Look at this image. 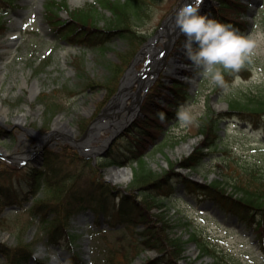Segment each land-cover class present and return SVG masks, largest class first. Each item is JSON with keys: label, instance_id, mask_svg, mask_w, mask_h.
Segmentation results:
<instances>
[{"label": "rangeland", "instance_id": "1", "mask_svg": "<svg viewBox=\"0 0 264 264\" xmlns=\"http://www.w3.org/2000/svg\"><path fill=\"white\" fill-rule=\"evenodd\" d=\"M47 1L42 0L41 5H39L40 0H14V2L20 4L16 7H7L5 3H0V12L6 13L4 19L7 21L6 28H0V57L7 54L4 48L7 47V34L13 28V25H16L20 32L17 51L7 63V71L0 89L1 92L5 91L6 95L0 96V99L3 106L7 107V125L10 126V118L25 109L22 104L29 97V91L23 86L22 77L27 80L28 87L37 80L41 91L35 94L33 101H29L31 112L28 113L27 111L25 126L31 123L32 125L37 124L40 126L39 128L49 129L53 127L54 121L61 115L63 119H68V123L75 127V137H79L82 134V129L86 125L88 126L108 105L107 97L111 87H117L114 94L117 93L120 80L132 63L139 58L135 68L140 70L144 67L147 56L141 55L140 51L148 40L161 29L162 24L179 7L182 0H146L148 10L143 19L139 23L136 20L131 27L129 26L130 32L136 33L139 31L144 37L136 35L132 42L120 36L115 37L106 42L109 49L101 55L102 58H99L96 54V48L92 49L89 45L80 42L82 41L81 36L79 40L76 39L77 44H75L76 40H67L50 27L44 16V6ZM66 1L73 8L84 6L89 2V0L76 1V3H73V0ZM253 1L260 3V5L257 7L251 30L246 34L255 37L258 44L252 63L246 65L238 74L224 72L225 81L228 85L227 92L217 85L210 84L209 80L199 77L196 86L198 94L186 103L195 118L193 123L187 127H181L178 121L171 123L173 125L168 131L169 136H178L184 133L189 136L190 134L199 136L198 128L201 126L202 119H206V114L210 115L212 113L211 115L217 116V112L225 111L223 110L224 107L219 109L215 105L216 103L227 102L230 98L233 99V97L239 96L245 91V93L252 95H258V92L264 91V0ZM210 2H213V0H204L200 8L202 14L207 13L211 5ZM101 5L103 6L101 0L95 1V6L92 5V13L98 12ZM98 14L101 25L111 20V16L104 13V11H100ZM48 16L51 19V15ZM57 18L59 17L57 16ZM58 21L54 22V25ZM68 30L72 32V28L69 27ZM179 35L176 38L175 47L172 49L175 54L179 53L178 46L186 41L183 39V34L180 33ZM164 37L167 39L166 36ZM83 45H85V48ZM157 45L164 46L162 41H158ZM80 47H83L86 51L78 53ZM110 47L112 48L110 49ZM72 50L76 51L72 52ZM172 51L169 56H173ZM73 53H76L77 56L74 57ZM81 56L84 58V62ZM104 60L112 62L111 70L113 71L105 72L103 68ZM169 67H171V70L167 72V75L170 73L175 77H182V75L174 73V69L178 67L172 65H169ZM235 75H239L241 82L233 86ZM95 83L102 85L96 86ZM90 85H95V87ZM41 97L49 104L58 103L59 109H57L58 113L55 116L49 118L41 116L43 111ZM24 98L26 99L22 101ZM209 110L211 113H208ZM242 116H246L245 119ZM259 117V113L252 116L251 114L238 112L223 118L222 123L225 124V127L221 129L225 132L223 130L219 132L224 137L220 138L218 135L216 139V141L223 143V151L219 149L212 150L199 166L201 172L208 173V179H212L214 176L221 177L222 175L227 176L226 179L230 180L232 175L239 174L238 171H242L236 166L239 165L236 162L238 160H247L257 169L264 168V129L256 127V122L258 120L264 121V119ZM30 119L32 121L29 123ZM41 120L44 124L41 123ZM60 129H63V127ZM108 133L107 129L103 130L100 139L103 140ZM0 143L10 151L18 150V143L12 139H1ZM66 143L69 142L66 141ZM98 144L100 145L101 141L94 142L92 145ZM186 153V150L178 151L175 146L171 147L170 144H156L152 146L150 153L145 156V160L147 166L152 165L156 170L163 171L168 166V160L176 163ZM74 158H70L69 155L59 158V161L62 159V169L83 170L80 169V163L73 160ZM163 159L167 161V165L162 162ZM99 174H96L99 178H103L105 175V173ZM24 177V175L15 172L6 173L0 176V183L10 185L11 183H19L22 185ZM90 179V170L84 169L78 184L87 185ZM249 188H253V186L251 185ZM111 201L119 203L118 199L111 198ZM175 209H179V212L174 213ZM167 210L165 214L174 213L169 217L171 221L174 219V223L178 222L177 218L184 215L192 219L196 229L202 233L206 240L218 246L219 251L225 255L224 258L229 264H264V250L259 245L258 238H254L255 234L252 233L251 227H248L243 220H237L233 214H224V211H221L211 201H202L200 204L190 206L181 199L176 200V197L173 196L171 207H167ZM4 213L2 214L4 219L0 218V229H3L0 232V240H6L7 237L6 242L10 244L14 240L12 232L16 231L18 224H26L29 215L27 211H18L12 208L5 209ZM76 220L78 230H85L87 228L86 223L89 226L95 224L92 212L84 213ZM36 228V224L27 225L23 234L27 241L33 238ZM181 230V228L173 229L176 234H180ZM183 235L185 234L183 233ZM36 239L37 235L34 240ZM133 242L131 236H126L123 232L115 229L101 231L94 234L93 238H89L85 233L80 238L82 261L85 264H125L126 259L129 257L130 264H141L142 260L136 256L138 253L134 255V250L130 248ZM43 243L42 240H39L35 242L34 246L37 247V254L43 251V254L38 257L50 255L49 262L45 264H64L69 260L70 252L68 250L56 246L46 252L42 247ZM91 244L95 248L94 253H89L86 248V246L90 248ZM109 245L120 246V251L112 256L111 262L110 259L108 260L110 256L107 250ZM187 255L190 258L188 260H191L194 264H211V260L207 259L206 256L199 257L198 252L189 247H187ZM2 261H4V258H2Z\"/></svg>", "mask_w": 264, "mask_h": 264}, {"label": "trees", "instance_id": "2", "mask_svg": "<svg viewBox=\"0 0 264 264\" xmlns=\"http://www.w3.org/2000/svg\"><path fill=\"white\" fill-rule=\"evenodd\" d=\"M216 1L217 2L211 6L210 12L207 13L210 18H214L224 24L232 25L234 28L238 29L240 33L244 34L248 30L249 19L241 16L238 12V5L236 2L238 1L239 4L245 3L240 0ZM52 3L57 2L52 1ZM60 4V7H67L65 2H61ZM103 4L108 6L116 15V19L112 21L114 27L111 26L108 28V32L104 31V36H107L108 34L110 36L118 33L131 42L135 39L136 35L144 37V35L140 34L139 31L136 33L130 32L129 26L131 27L134 21L137 20L139 23V21L143 19L148 10L146 0H125L122 3L120 1L106 0ZM72 14L74 15L77 23L81 24V27L83 24H87L90 26L89 29L91 30L92 27L97 25L96 16L91 10L76 8L72 11ZM183 60L187 63H191L185 56V53L183 54ZM105 66L109 68L112 67L111 63H106ZM261 94L263 96L234 98L231 102L232 107L248 108L252 109L255 113H261L264 111V92H261ZM189 97H191V95L186 81L175 80L172 84H169L164 80H160L155 86L144 107L143 115L129 132V135L127 136V143L124 146V150L132 152L131 159H137V166L134 167L133 181L146 183L147 185L153 186V189L174 187L175 181H182L186 187L192 190L196 189L209 192L210 195L216 201L220 202L222 206L229 204L230 209L234 212L237 211L241 216H243V214L242 211L239 210L240 208H244L245 211L252 210L250 215H248V218L254 220V230L257 232V235L261 236L264 240V169H257L254 165H244L243 174L246 176L245 182L249 183L250 186L252 185L254 189L253 191L245 189L244 187L246 186L243 187L236 180H233L229 181L234 190V192L231 193L227 187L229 182H226L223 179L216 178L209 184H202L192 181L184 175L179 177L180 174H175L172 170H166L163 173L154 171L151 167L147 166L143 156L149 144L161 133L165 123L175 116L174 112L177 110V107L188 100ZM47 109L49 108L47 107ZM158 111H163L165 113L166 119L163 123L156 115ZM201 132L206 133V139L203 140L201 144L202 146L197 147L192 155L184 157L181 163L182 165L197 168L203 155L205 154L203 148L207 145H214L215 140L212 132L210 135L207 134L205 128H201ZM106 160L107 159L105 158L103 159L104 164H107ZM110 161L114 160L109 159V162ZM173 174H175L176 177H174ZM49 188L47 191L48 195L39 204V208H41L39 213L43 216L47 215L51 210H54L55 207H59V204L55 205L52 203V196H63V193L65 192L63 187L56 186L54 181L50 182ZM55 188L58 190L54 191ZM240 191L242 192L241 197H235V193ZM80 200L82 201L83 199L80 198ZM145 200L146 202L151 201V204L160 205L157 202L156 197L148 193V191ZM80 207L81 205L79 204L74 205V200L69 201L67 205L69 213L75 212ZM128 209H131V207H128ZM152 216V213L147 209L141 210L138 215V219L144 223L145 232L147 233L144 234L143 232L145 239L141 238L138 240L141 248H155L162 253L161 258L165 255L169 258V264H178L177 260L183 255L186 240L180 238V236L172 235L171 230H169L170 223H167L164 215L161 216L160 219L161 226H157V224L152 222ZM128 218L131 219L130 214H128L126 218L127 220H130ZM140 233H142V231H140ZM194 236L192 235L190 238L193 239ZM19 238L22 241V238ZM169 246L174 249L176 257L170 256L167 252H165ZM201 246L203 251L208 252L207 248L203 244ZM13 255L15 256L14 253ZM28 258L29 255L26 252L18 250L16 251L14 260L16 261V264H23V262H25Z\"/></svg>", "mask_w": 264, "mask_h": 264}, {"label": "clouds", "instance_id": "3", "mask_svg": "<svg viewBox=\"0 0 264 264\" xmlns=\"http://www.w3.org/2000/svg\"><path fill=\"white\" fill-rule=\"evenodd\" d=\"M204 0H192L184 3L176 13L175 26L186 37L184 53L197 70V74L217 85L225 92L228 85L224 72L240 73L253 61L258 47L252 35H244L232 25L224 24L200 11ZM241 82L235 75L233 86ZM163 123L166 119L163 111L157 112ZM176 119L181 127L190 126L194 121L191 109L181 104L176 110Z\"/></svg>", "mask_w": 264, "mask_h": 264}, {"label": "bare ground", "instance_id": "4", "mask_svg": "<svg viewBox=\"0 0 264 264\" xmlns=\"http://www.w3.org/2000/svg\"><path fill=\"white\" fill-rule=\"evenodd\" d=\"M73 1H78V0H73ZM173 22H175V19H170L169 20V31H163V33H165V34H168L170 31H172V25H173ZM167 23V24H168ZM14 33H15V31L13 32V31H10L9 32V35L13 38V35H14ZM171 37H172V35H171ZM14 39V38H13ZM169 40V39H168ZM170 44V42L168 43V45ZM12 45L14 46V44L12 43ZM149 49V53H151L152 51H153V49L154 48H152V44H149V45H147L146 46V48H145V52H146V49ZM147 53V52H146ZM149 53H147V54H149ZM9 58V55L5 58V59H3L2 61H0V69L1 68H5V65H6V62L5 61H7V59ZM155 61H156V59H155ZM153 63V62H152ZM160 63V62H159ZM159 65H161V63L159 64ZM152 65H151V62L149 63V65H148V67L144 70V71H142L141 73H138V74H132V73H129L126 77H125V79H124V81H123V84H122V87H121V89H120V91H119V93L117 94V96L113 99V101L111 102V105H110V107L108 108V112H110V111H115V115L113 116V124H112V127H115L117 124H118V121H119V119L120 118H122L125 114H126V112L124 113L123 111L125 110V108H124V106H125V102H124V100L126 99V97H128L129 95H130V93H131V90H132V87H131V85L133 84V83H136V82H138V84H139V86H140V88L141 87H143L147 82H148V79L149 78H151L152 76H153V71H152V69L150 68ZM38 89V85L36 84V85H34V87H33V93L34 92H36V90ZM133 97H134V102H133V104L130 106V108H128L129 109V114L131 115V117L134 115V113L137 111V109H138V107H139V105L141 104V101L143 100V98H142V96H140V95H137V96H135V94H133L132 95ZM223 106V104L222 105H218V107L220 108V107H222ZM119 107H122L121 108V110H119L118 108ZM118 109V110H117ZM2 110V108L0 107V111ZM109 114H112V113H109ZM108 114V115H109ZM63 120H61L60 118H58L57 120H56V123H55V125H58V126H63V122H62ZM70 131L72 132V133H74L75 131H74V127H72V128H70ZM93 133V132H92ZM91 133V134H92ZM190 144H188V145H184L182 148H180V149H188L190 146H189ZM179 149V150H180ZM116 179H122V178H124V177H126L127 176V174H126V170L124 169V170H122V169H115L114 170V175H113Z\"/></svg>", "mask_w": 264, "mask_h": 264}, {"label": "water", "instance_id": "5", "mask_svg": "<svg viewBox=\"0 0 264 264\" xmlns=\"http://www.w3.org/2000/svg\"><path fill=\"white\" fill-rule=\"evenodd\" d=\"M184 3H191V0H183L182 1V3H181V5H180V7L184 4ZM178 10H176L173 14H171L170 16H169V18L165 21V23L162 25V29H163V27H165V28H169V27H167L168 25H167V23L169 22V20L170 19H173V17L175 16V14H176V12H177Z\"/></svg>", "mask_w": 264, "mask_h": 264}]
</instances>
